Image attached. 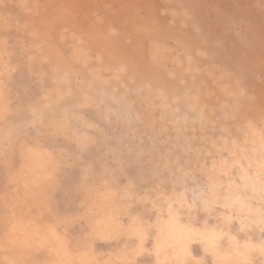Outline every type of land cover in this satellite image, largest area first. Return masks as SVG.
Returning <instances> with one entry per match:
<instances>
[{"label": "rangeland", "instance_id": "374dc122", "mask_svg": "<svg viewBox=\"0 0 264 264\" xmlns=\"http://www.w3.org/2000/svg\"><path fill=\"white\" fill-rule=\"evenodd\" d=\"M110 1L0 0V264H264V0Z\"/></svg>", "mask_w": 264, "mask_h": 264}, {"label": "bare ground", "instance_id": "6f19581e", "mask_svg": "<svg viewBox=\"0 0 264 264\" xmlns=\"http://www.w3.org/2000/svg\"><path fill=\"white\" fill-rule=\"evenodd\" d=\"M101 1H103V2H105L106 0H101ZM107 1H110V0H107ZM143 1H145V7H147V10L146 11H148V13H146V18L147 19H149V20H156L157 19V17H158V13L156 12V9L158 10V8H157V6H155V5H153L152 4V2H154L155 0H123L121 3H117L116 4V6L118 7L119 6V8L120 9H122V10H124L125 9V6L127 7V6H134L135 5V3L136 4H138V3H144ZM110 2H115L116 3V0H111ZM144 21V20H143ZM159 26V25H158ZM158 26H156V27H158ZM163 26V25H162ZM137 26H135V28H136ZM165 27V26H164ZM167 28V27H166ZM147 32H148V30H147ZM150 32V31H149ZM149 32H148V34H149ZM156 32V31H155ZM161 32V31H160ZM153 33V32H152ZM151 34V33H150ZM176 34V33H175ZM171 35H173V34H171ZM188 35V34H187ZM137 36V35H136ZM149 36V35H148ZM167 37V36H166ZM181 37V36H180ZM159 38V37H158ZM138 39V38H137ZM166 39V38H165ZM184 39H186V38H184ZM222 39V38H221ZM225 39V38H224ZM180 40H181V38H180ZM188 40H190V39H188ZM137 41V40H136ZM184 41V40H183ZM178 42V41H177ZM181 42V41H180ZM189 42V41H188ZM135 43V42H134ZM137 43V42H136ZM139 43V42H138ZM112 44H114V47H112V48H115V45L116 46H119L118 44H116V42H113ZM112 44H109L108 46H110V45H112ZM123 44V43H122ZM143 44V43H142ZM190 44V43H189ZM126 45V44H125ZM133 45V44H132ZM138 45V44H137ZM100 46H102V45H100ZM130 46V45H129ZM103 47V46H102ZM105 47V46H104ZM106 48V47H105ZM144 48V47H143ZM194 48H195V46H194ZM144 50V49H143ZM145 57V56H144ZM112 60V59H111ZM122 62V61H121ZM124 62V61H123ZM163 76V75H162ZM147 78H149V77H147ZM148 81V80H147ZM139 82V81H138ZM137 82V83H138ZM136 83V84H137ZM170 86V85H169ZM161 88H162V86H161ZM167 92V91H166ZM180 92V91H179ZM169 95V94H168Z\"/></svg>", "mask_w": 264, "mask_h": 264}]
</instances>
